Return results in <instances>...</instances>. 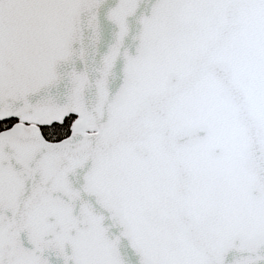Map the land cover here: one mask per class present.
<instances>
[{
    "label": "snow or ice",
    "instance_id": "6c2138e0",
    "mask_svg": "<svg viewBox=\"0 0 264 264\" xmlns=\"http://www.w3.org/2000/svg\"><path fill=\"white\" fill-rule=\"evenodd\" d=\"M0 264H264V0H0Z\"/></svg>",
    "mask_w": 264,
    "mask_h": 264
}]
</instances>
